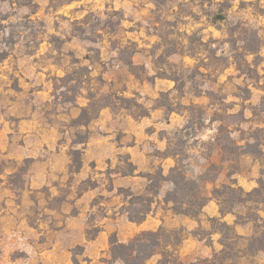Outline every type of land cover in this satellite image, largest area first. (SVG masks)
<instances>
[{
  "label": "rangeland",
  "instance_id": "1",
  "mask_svg": "<svg viewBox=\"0 0 264 264\" xmlns=\"http://www.w3.org/2000/svg\"><path fill=\"white\" fill-rule=\"evenodd\" d=\"M263 96L264 0H0V264H121L110 261V238L160 226L180 236L181 259L211 258L221 248L208 219L220 215L214 199L198 218L154 202L137 223L125 193L144 191L141 173L168 175L171 151L193 176L218 161L209 143L217 108L241 111L226 121L244 129L233 140L263 142ZM90 97L117 104L78 125ZM135 102L146 115L131 114ZM199 111L202 125L184 141L179 130ZM125 161L133 175L121 174ZM239 167L232 176L223 167L214 183L247 190L264 179V157H240ZM157 187L160 199L173 189ZM241 263L264 264V249Z\"/></svg>",
  "mask_w": 264,
  "mask_h": 264
},
{
  "label": "trees",
  "instance_id": "2",
  "mask_svg": "<svg viewBox=\"0 0 264 264\" xmlns=\"http://www.w3.org/2000/svg\"><path fill=\"white\" fill-rule=\"evenodd\" d=\"M66 76L65 78H68V75ZM78 76L80 77V75ZM73 79L75 80V78H71V80ZM76 79L78 80V78ZM115 98L121 100V98ZM89 100L87 105L81 107L80 114L76 119L78 125H86L95 119L101 107L115 108L117 104V100L108 98L96 100L90 97ZM261 104H264V96ZM134 106L141 110L131 111L132 115L147 114V111L143 110V106L139 103L135 102ZM128 107L126 108L128 109ZM218 109L222 113L218 112ZM251 109L253 115H257L258 111L264 112V108L257 111V106H252ZM240 112L228 113L220 107L214 112L218 117L211 118V121L218 122V125L216 127L217 135L212 136L209 143L211 146L214 145L219 162H209L205 170L193 176L188 174L187 164L183 163L185 159L179 157V150L171 151L168 156L173 157L175 163L170 167L168 175L163 174L161 167L155 173H141L140 175L149 181L147 187L141 193H125V204L123 205V211L127 213V217L131 221L140 223L157 209L153 208L154 202L157 204L164 202L166 207L162 206V208L169 209L173 213L198 218L208 201L214 199L218 204L220 215L208 219L212 230L220 233L221 248L214 250L211 258L185 261L179 257L176 250L177 244L181 241L176 230L172 232L160 226L156 230H142L126 242L119 241L116 236L110 238L111 263L120 261L121 264H147V261L153 256H158L154 264H242L243 259H248L264 249V179H258L257 185L250 190L244 189L235 179L219 185L214 183L217 173L225 166L229 169L228 175L239 173L240 157L247 156L254 160H261L264 157V141L259 139L258 134L241 137V140H245L244 143H240L239 139L231 138L233 130L241 132V136L244 132V129L239 125L231 127L226 123L227 118L236 117ZM201 113V111L198 112L197 118L192 115L193 118L191 117L179 130L184 141H188V137L194 135L198 127L202 125ZM244 120L242 118V121ZM186 130L188 132L184 134ZM257 131L264 133V126L258 127ZM72 154L73 167L71 166V171H78L82 164L81 152L73 150ZM204 158L210 160L209 155ZM125 164L126 166L120 170L121 174L133 175L135 166L131 161H125ZM162 180H169L173 189L160 199L157 186ZM209 184H212L211 189H208ZM227 213L234 215L233 223L221 220ZM237 225H247L249 232L239 234L236 231Z\"/></svg>",
  "mask_w": 264,
  "mask_h": 264
},
{
  "label": "crops",
  "instance_id": "3",
  "mask_svg": "<svg viewBox=\"0 0 264 264\" xmlns=\"http://www.w3.org/2000/svg\"><path fill=\"white\" fill-rule=\"evenodd\" d=\"M253 187H254V186H253ZM253 187H251V188H253ZM251 188H250V189H251ZM250 189H247V190H250ZM210 201H211V200H209L208 203H209ZM208 203H207V204H208ZM207 204H206V205H207ZM206 205H205V206H206ZM205 206H204V207H205ZM163 209H164V208H163ZM203 209H204V208H203ZM167 210H169V209H167ZM218 213H219V209H218ZM182 215H183V214H182ZM233 220H234V219H233ZM232 222H233V221H232ZM155 230H156V229H155Z\"/></svg>",
  "mask_w": 264,
  "mask_h": 264
}]
</instances>
